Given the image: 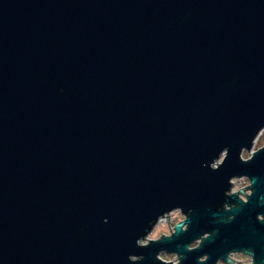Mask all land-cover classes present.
Listing matches in <instances>:
<instances>
[{
  "label": "water",
  "instance_id": "obj_1",
  "mask_svg": "<svg viewBox=\"0 0 264 264\" xmlns=\"http://www.w3.org/2000/svg\"><path fill=\"white\" fill-rule=\"evenodd\" d=\"M261 127L264 0H0V264H158L214 231L183 264H264V152L239 159ZM240 174L256 195L216 223ZM174 206L190 231L138 248Z\"/></svg>",
  "mask_w": 264,
  "mask_h": 264
},
{
  "label": "clouds",
  "instance_id": "obj_2",
  "mask_svg": "<svg viewBox=\"0 0 264 264\" xmlns=\"http://www.w3.org/2000/svg\"><path fill=\"white\" fill-rule=\"evenodd\" d=\"M264 127H261L255 133L251 140L250 147L242 146L239 153V159L242 164H251L256 157L264 152ZM231 149L225 147L218 156L210 163V169L218 172L225 166L229 159ZM256 181L246 174L233 175L228 179L229 187L224 191L225 201L217 209L216 223H221L218 214L224 215V223H232L236 220V215L232 213L240 212L244 206L250 204L252 198L256 195L254 187ZM235 200V203L229 201ZM259 204L264 206V195L259 197ZM194 210L189 209L187 213L181 206H174L162 212L154 220L149 222L148 229L144 235L137 238L136 246L140 249H149L153 245L162 244L165 241H171L178 235L187 234L191 228V217ZM257 220L264 224V213L258 214ZM108 223L107 219L104 221ZM219 233L214 231L204 233L199 238L190 243L177 245L178 251H169L161 249L155 256L158 264H183L186 256L183 252L193 253L203 248L206 242L213 239ZM146 257L144 255H129V264H143ZM212 258L205 254L198 258V264H211ZM215 264H257L255 249L253 248H231L224 254L218 256Z\"/></svg>",
  "mask_w": 264,
  "mask_h": 264
}]
</instances>
